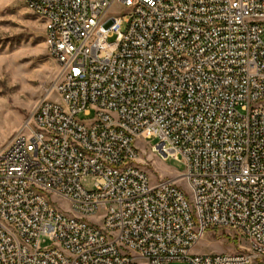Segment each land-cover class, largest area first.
Wrapping results in <instances>:
<instances>
[{
	"label": "built area",
	"instance_id": "2783aa9c",
	"mask_svg": "<svg viewBox=\"0 0 264 264\" xmlns=\"http://www.w3.org/2000/svg\"><path fill=\"white\" fill-rule=\"evenodd\" d=\"M20 1L44 14L62 78L0 152V264L264 258V0ZM138 139L184 164L189 198L151 183ZM212 229L248 250L195 254Z\"/></svg>",
	"mask_w": 264,
	"mask_h": 264
},
{
	"label": "rangeland",
	"instance_id": "374dc122",
	"mask_svg": "<svg viewBox=\"0 0 264 264\" xmlns=\"http://www.w3.org/2000/svg\"><path fill=\"white\" fill-rule=\"evenodd\" d=\"M119 11L120 8L115 7L109 16L117 17ZM126 19V16L120 19V24L115 27L117 34L109 39L110 42H115L119 34L125 33ZM114 25V21L109 22L105 30ZM59 73L57 63L47 50L42 20L30 13L20 0H0V152L31 116L42 98L43 88L57 79ZM94 117L95 113L92 112L90 117L81 114L79 119L90 122ZM156 144L155 140H137L141 169L146 172L152 184L160 180H175L189 198V186L185 179H181L185 173L184 164L174 159L164 161L160 156L152 154L151 146ZM86 188L91 190L92 184L88 183ZM54 199L57 206L69 210L67 203ZM206 242L212 245L205 246ZM51 244L47 240L42 243V248H49ZM218 248L225 253H243L248 250L249 243L240 233L212 229L194 252L208 254ZM139 262L143 264L142 260ZM260 263L264 264V258L258 259L255 264Z\"/></svg>",
	"mask_w": 264,
	"mask_h": 264
},
{
	"label": "bare ground",
	"instance_id": "6f19581e",
	"mask_svg": "<svg viewBox=\"0 0 264 264\" xmlns=\"http://www.w3.org/2000/svg\"><path fill=\"white\" fill-rule=\"evenodd\" d=\"M34 16L40 18L44 21V14H33ZM46 37V45L47 47H52V35H45ZM59 76L57 79L62 78V70H59ZM84 223H95V214H88V216H84Z\"/></svg>",
	"mask_w": 264,
	"mask_h": 264
},
{
	"label": "crops",
	"instance_id": "0c3cea01",
	"mask_svg": "<svg viewBox=\"0 0 264 264\" xmlns=\"http://www.w3.org/2000/svg\"><path fill=\"white\" fill-rule=\"evenodd\" d=\"M212 245V243L211 242H206L205 243V246H211ZM211 250V249H210ZM218 250V251H217ZM195 254H205L204 252H202V251H195L194 252ZM218 253H225L224 252V250L223 249H220V248H218V249H213V250H211L208 254H218ZM261 262H263V260H260ZM261 264V263H260Z\"/></svg>",
	"mask_w": 264,
	"mask_h": 264
}]
</instances>
